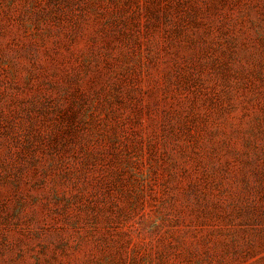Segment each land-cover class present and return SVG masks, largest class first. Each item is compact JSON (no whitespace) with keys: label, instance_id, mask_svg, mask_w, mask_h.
<instances>
[{"label":"rangeland","instance_id":"obj_1","mask_svg":"<svg viewBox=\"0 0 264 264\" xmlns=\"http://www.w3.org/2000/svg\"><path fill=\"white\" fill-rule=\"evenodd\" d=\"M0 264H264V0H0Z\"/></svg>","mask_w":264,"mask_h":264}]
</instances>
